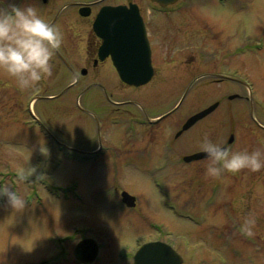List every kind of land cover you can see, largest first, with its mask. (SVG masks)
<instances>
[{"label":"rangeland","instance_id":"obj_1","mask_svg":"<svg viewBox=\"0 0 264 264\" xmlns=\"http://www.w3.org/2000/svg\"><path fill=\"white\" fill-rule=\"evenodd\" d=\"M191 1L182 9L187 13L177 19L183 28L179 43L170 51L172 45L166 42L158 46L165 55L177 56L175 64L162 68L166 79L158 77L138 90L142 98L136 90L121 88L114 78L104 82L114 87L120 100L137 97L149 116L176 108L163 120L168 123L164 136L159 133L162 125L154 131L138 125L132 128L139 132L137 139L132 135L130 141L122 140L117 129L107 142L110 129L99 140L96 125L80 109L92 108L90 96L79 99L77 88L74 95L32 101L31 110L43 120L28 131L22 124L28 116L22 110L31 96L16 92L15 81L0 74L5 97L0 100V173L7 185L13 186L14 179L13 187L27 200L25 209L16 211L6 196H0V264H80L74 247L80 237L89 235L102 247L94 264H129L117 258L120 249L132 251L159 235L174 243L183 264H254L257 257L243 243L248 237L243 239L233 225L251 214L257 221L255 232L264 238V169L258 175L245 169L211 178L205 174L207 160L182 159L202 151L205 133L222 146L234 136L236 150L264 145V0ZM188 27L189 33H183ZM185 52L189 53L184 57ZM187 68L191 75L213 74L197 81L181 102L191 82ZM222 71L251 88L218 81ZM235 94L240 97L231 99ZM216 102L220 104L211 114L182 132L187 118ZM113 108L117 106H108L105 112L110 114ZM125 108L131 110L128 116L139 115V108ZM45 122L73 151L49 145L37 129ZM177 131L181 133L175 138ZM167 138L173 140L174 153L163 157L162 142ZM120 142H129L127 155L113 161L107 155H122L123 146L116 145ZM97 145L104 146V158L96 162L75 158L76 152ZM124 190L136 198L134 209L121 205Z\"/></svg>","mask_w":264,"mask_h":264},{"label":"flooded vegetation","instance_id":"obj_2","mask_svg":"<svg viewBox=\"0 0 264 264\" xmlns=\"http://www.w3.org/2000/svg\"><path fill=\"white\" fill-rule=\"evenodd\" d=\"M30 2H32L39 8L41 13L50 23L60 27L64 35V42L61 48L56 51L55 56L53 58L52 74L46 79L42 80L36 86L37 88H39L38 90H36L35 87L27 91H22V93L25 96L28 95L31 96V100L27 106V109L24 107L22 110L24 114L28 116V118L23 117V121H22L23 126L28 131H32L35 125L40 124V121L43 120L31 110L32 101H34L35 99H48V100L58 99L72 94L74 95V93H76L74 89L76 88L78 89V92L76 94L79 99L81 97L90 96L89 99L91 100L90 104L92 108L90 109V108L80 107V109L84 111L85 114L89 115L92 119L91 121H93L94 124L96 125L95 126L97 131L96 133L99 137V140L101 134L102 136L104 134L106 135L110 129H111V133L113 134L109 133L107 135V140H106L107 142L111 139V137H113L117 129L120 131L121 136H123L122 140L130 141L132 135L134 136V138L137 139L139 132L136 133V130H133L132 128L137 127L138 125L140 127H143L144 131H146V129L148 131H154L159 125H162L163 127L166 124H168V123L164 124L163 120L174 114L176 110L175 107H174L175 109H171L155 117L154 115L149 116L145 105H143L142 102V106H141L140 100H138L137 97L136 99L127 98L120 100L119 97L121 96L116 95V91L114 90V87L113 86L111 87V85L107 86L104 84V82H108V80L110 82V79L114 78L115 79L114 81L120 83L121 88L127 89L128 91L136 90V94L137 96H139L138 98H142V96L139 95L140 92H142V90L141 91L138 90L152 83L158 77L166 79L167 74L162 71V68L163 70H165L164 69L165 64L167 66L169 63L175 64L177 62V56L170 53H167L165 55L164 53H162L161 48L158 49V46L160 43L166 42L167 45H169V47L170 45H172V48L168 49L170 51V49L175 48L174 44L179 43L177 42L179 41V37H180L179 32L183 28H181L180 23L177 24L179 22L177 21V19L181 14L185 15L187 13L186 10H182V9L188 6V4L192 2L191 0H178L176 3L172 5H168L167 7H163L158 3L153 2L152 0H30ZM181 3H186V4L181 6ZM2 6L3 5H0V7ZM109 6L111 7L125 6L128 8L131 7L136 8V12L131 11L130 13L135 14L138 12L140 16V20L145 26L147 38L149 40V44L151 48V64L153 67V75L151 77V80L143 86H132L126 84L120 78V75L114 65L112 55H106L104 58H101L102 57L101 49L103 47L104 40L97 33L95 29L96 28L95 24L98 21L101 10L104 7H109ZM183 33H189V27L188 29L186 28ZM188 53L189 52L183 53V56L184 55L187 56ZM183 59L187 60L186 58ZM193 61H194V57L190 56V62ZM186 72L188 73L186 74V78L187 77L188 79L191 78L190 79L191 82L190 85L187 86L182 99L186 97L191 87H193V85L197 81L208 77L210 74H213L210 71L209 72L206 71L199 75H191L190 68H187ZM225 73L224 71H222V73L217 74L219 76L218 81H223L224 79L232 80L235 82L239 81L238 80L239 78L235 79L236 76L233 77L227 75L231 73H227V74ZM1 77L3 78V76ZM68 81H70V83L68 85H65L64 83ZM241 84L243 83L241 82ZM3 86H4V80L0 83L1 101L5 99L2 91V89H4ZM15 89L16 92L19 90L18 87L16 88V86ZM56 90L59 91L55 92ZM130 94H132V92H130ZM129 96L130 95H128V97ZM239 97L240 96L238 95V98ZM129 105L136 107V109L139 108L140 109V111L138 112L139 115L128 116L131 110L125 107ZM108 106H117V108H113L114 111H112L113 109H111V111H109L110 114H107L105 111ZM102 111L104 112L102 113ZM115 112L118 113L114 114ZM2 115L3 113L1 110L0 117H3ZM18 121H20V119H18ZM258 125L261 126L259 123ZM37 129L39 130L42 137L45 138V140L49 143L50 146L55 145V147L57 146L61 151L64 150L73 151L72 149H67L64 146L63 141L58 140L57 138L54 137V134L51 131L52 130L51 127L46 122L45 125H42L41 128L37 127ZM164 131H166V129H164L163 127L159 133L164 136ZM179 133L180 131L176 132L175 138H178L180 136ZM109 136L110 139L108 138ZM172 142L173 140L169 138L163 140L162 151H161L163 157L164 155L168 156L170 153H171L170 156H172V154L174 153V143ZM234 142H235L234 136H231L228 141V144L224 146L232 147V144H234ZM127 144H129V142ZM127 144L125 142H120L116 144L118 146H123L122 149H119L123 152L122 155L118 153H113L111 155L108 154L107 156H110V158L113 159V161H120L124 159L127 155V153L124 152L128 148ZM97 146L98 148L94 150H83L81 152H76V155L74 156L78 161L81 162H92V161L96 162L98 161L97 160L98 158H104L103 155L101 156L104 146L103 145H97ZM258 146L264 147V145L260 144V145H255V148ZM139 151H146V150H139ZM198 152H202V151H196L193 153L195 154ZM67 156L74 157L71 155H67ZM184 157L182 161L185 162ZM202 160H207V158H204ZM202 160H195L192 162H197ZM10 173L12 174V171H10ZM255 174L258 175L259 172L256 171ZM2 175L3 173L1 172L0 183H3L2 181L4 180V177H2ZM11 176H13V174ZM11 176L7 175L6 178L9 180L12 178ZM10 182L11 185L15 186L14 179H11ZM123 192H125V190ZM122 194H120L121 195L120 201L122 202L121 205L126 206V208L134 209L136 207L137 200H135V205L129 206L127 203L124 202ZM0 202L1 204L3 203L2 200H0ZM239 220L241 219L239 218ZM155 224H152V226L153 225L154 226L157 225V227L159 226V224L156 225ZM239 224L240 222H236L233 226L239 233H241L238 230ZM157 230L161 232L162 228H159ZM89 237L91 236L90 235L82 236L78 239V242ZM241 237L244 239L245 235L241 233ZM76 238L75 240H77ZM247 240L248 241L243 242L244 245L246 247L251 248L252 253H254L255 257H257V259H254L253 263L264 264V238L261 237L259 233L255 232V235L252 237H248ZM151 241H163L172 245L176 249L173 242L168 241L167 239H164L163 236L159 235L155 238H149L147 240H143L137 245V247L134 250L132 249V251H130L129 249L128 250L120 249L118 251L119 254L117 258L122 259L125 262H128L129 264H134V254L137 251V249L142 244ZM101 249L102 247H100L99 256ZM99 256L94 262L89 264H94L95 262H97L100 258Z\"/></svg>","mask_w":264,"mask_h":264},{"label":"clouds","instance_id":"obj_3","mask_svg":"<svg viewBox=\"0 0 264 264\" xmlns=\"http://www.w3.org/2000/svg\"><path fill=\"white\" fill-rule=\"evenodd\" d=\"M0 5V74L13 79L21 91L33 89L52 74L53 58L64 42L63 32L30 0H0ZM200 148L207 158L205 174L211 178L264 169V147L236 150L205 133ZM0 196H6L16 211L26 207L27 200L13 186L0 183ZM256 224L249 214L242 218L238 230L252 237Z\"/></svg>","mask_w":264,"mask_h":264},{"label":"water","instance_id":"obj_4","mask_svg":"<svg viewBox=\"0 0 264 264\" xmlns=\"http://www.w3.org/2000/svg\"><path fill=\"white\" fill-rule=\"evenodd\" d=\"M162 6L175 3L178 0H152ZM136 8L117 6L104 7L101 10L95 29L104 44L102 57L112 55L114 65L120 78L128 85L142 86L147 84L153 75L151 64V48L145 26L140 20ZM99 22V23H98ZM236 96H231L233 99ZM183 99L181 100V102ZM180 102V103H181ZM219 103H215L191 116L182 127V132L191 128L200 119L211 114ZM181 133V131H180ZM206 158V153L199 152L185 157V161ZM123 200L129 206L135 205V197L123 192ZM99 254L98 243L91 238L80 241L75 248V256L82 263H92ZM182 256L169 244L161 241L143 244L134 256V264H182Z\"/></svg>","mask_w":264,"mask_h":264}]
</instances>
